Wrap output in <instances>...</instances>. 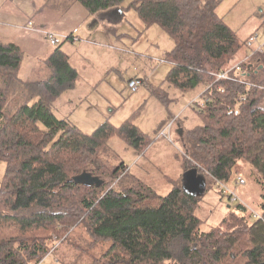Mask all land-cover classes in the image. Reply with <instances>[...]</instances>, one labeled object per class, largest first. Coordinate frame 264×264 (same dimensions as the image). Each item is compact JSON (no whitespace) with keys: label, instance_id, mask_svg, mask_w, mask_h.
<instances>
[{"label":"trees","instance_id":"1","mask_svg":"<svg viewBox=\"0 0 264 264\" xmlns=\"http://www.w3.org/2000/svg\"><path fill=\"white\" fill-rule=\"evenodd\" d=\"M124 1L65 2L94 15ZM218 5L217 0H133L125 9L135 11L145 30L157 25L172 39L174 46L164 55L172 66L168 87L198 91L200 103L195 100L193 107L198 123L182 138L186 168H197L214 183H234L238 163L248 164L259 192L258 218L238 203L219 225L202 231L198 197L179 187L161 195L127 176L123 163L102 157L113 138L138 154L153 143L129 120L119 127L105 122L84 134L54 115L53 103L77 79L62 42L44 62L47 78L29 83L18 76L22 51L0 42V264H40L78 225L88 249L108 244L90 264H264V109L258 107L264 50L251 54L248 38L239 40L217 15ZM243 48L235 63L242 71L230 74L231 80L217 79ZM150 92L168 103L160 86ZM82 172L109 181L99 187L75 184L72 178Z\"/></svg>","mask_w":264,"mask_h":264},{"label":"rangeland","instance_id":"2","mask_svg":"<svg viewBox=\"0 0 264 264\" xmlns=\"http://www.w3.org/2000/svg\"><path fill=\"white\" fill-rule=\"evenodd\" d=\"M132 1L125 0L122 6L115 8L124 17L118 23H112L111 32L100 29L92 36H84L73 30L79 36L80 39L75 38L79 42L77 45L67 43L63 47L71 53L70 65L76 70L77 79L73 88L62 91L53 103L52 111L58 119L68 120L84 134L92 133L105 122L119 127L129 120L149 136L153 143L143 154H138L122 141L113 138L106 143L102 157L113 165L123 163L127 166V176L138 178L157 193L165 195L175 187L182 188L183 175L188 170L186 167L189 157L182 138L186 130L198 123L193 109L198 91L180 92L170 85L168 87L166 77L172 66L164 61V55L173 48L174 43L157 25L145 30L135 11L125 9ZM217 1V15L238 34L241 42L255 32L261 41L264 40L261 27L264 0ZM73 3L83 10L78 3ZM9 5L13 3L0 0V8ZM74 15L75 10L73 18ZM47 45L50 46L48 41L44 43V46ZM54 48L48 47L51 51ZM244 52L243 48L231 63L238 62ZM28 55H25L19 79L28 83L45 80L48 72L44 62L35 63V57ZM132 77L145 81L134 93L127 86ZM151 86H160L167 92L169 101L166 105L151 94ZM258 107L264 109V95L259 100ZM173 121L170 140L161 137V131ZM178 124L183 130L182 136L176 132ZM237 170V176L244 178L247 185L235 188L231 185L237 198L234 203L229 202V194L221 193L214 182L206 180V189L199 197L196 212L203 221L202 231L207 232L219 225L228 212L236 210L238 203L245 205L248 214H259V192L250 182L251 167L241 161ZM3 173L4 164L0 162V181ZM251 220L254 221L255 218ZM88 245L89 239L82 225H78L67 238L55 244L56 247L40 264H90L93 258L100 256L108 247L107 243H103L94 249H88Z\"/></svg>","mask_w":264,"mask_h":264},{"label":"crops","instance_id":"3","mask_svg":"<svg viewBox=\"0 0 264 264\" xmlns=\"http://www.w3.org/2000/svg\"><path fill=\"white\" fill-rule=\"evenodd\" d=\"M9 1L13 5L0 8V42L12 43L22 51L23 61L21 67L25 60V55L29 56L28 54H32L35 57V63H40V61L42 63L53 53L55 48L51 51L48 49L51 45L44 46V43H47L46 32H53L62 38V43L59 47L70 63L69 55L71 53L63 46L67 43L77 45L79 42L71 40L73 38L80 39L73 30L79 31L84 36H92L96 30L100 29L111 32L112 23H118L124 17L122 14L117 13L115 8L89 15L84 12V9L83 11L73 2H65L66 0ZM61 1L64 3H61ZM74 10L75 15L73 18ZM73 20H76V22L74 23ZM263 20L262 18V25ZM72 24L75 25L71 26ZM72 27L74 28L72 29ZM262 30L264 31V25ZM68 37L69 39H67ZM39 54L44 56L41 57Z\"/></svg>","mask_w":264,"mask_h":264},{"label":"built area","instance_id":"4","mask_svg":"<svg viewBox=\"0 0 264 264\" xmlns=\"http://www.w3.org/2000/svg\"><path fill=\"white\" fill-rule=\"evenodd\" d=\"M46 39L52 47H57L62 41V38L53 32H46ZM72 41L75 42L78 40L73 38ZM245 47L251 52V54L252 53H262L264 50V40L261 41L260 36L255 32L247 39ZM241 71H242L241 65L238 63V64H235L233 67H230L229 69L225 70V72L220 73L217 76V79H230L231 80L232 76L230 74H233L235 76L239 74ZM142 85H143V81L140 78H132L128 81V84H127L128 89L132 93L136 92L138 88ZM197 103H200V100H196L195 104ZM173 123L174 121L169 123L165 127V129L161 131V134H160L161 137L168 138L170 140L169 133H170V129H172L173 127ZM215 184L217 188L223 191V194H229V196L231 197L230 199L231 202L237 201V198L234 196V189L231 185H233L234 188L235 187H245L247 185L245 179L240 176L237 177L234 183L216 182ZM253 216L258 218L259 215L253 214Z\"/></svg>","mask_w":264,"mask_h":264},{"label":"water","instance_id":"5","mask_svg":"<svg viewBox=\"0 0 264 264\" xmlns=\"http://www.w3.org/2000/svg\"><path fill=\"white\" fill-rule=\"evenodd\" d=\"M261 67H259L260 69ZM176 130L179 135H183V130L178 124ZM75 184H83L85 186H96L103 185L106 181L97 176L92 175L88 172H82L81 174L72 178ZM206 189V180L204 176L198 172L197 168L188 169L182 179V190L193 197H201Z\"/></svg>","mask_w":264,"mask_h":264}]
</instances>
